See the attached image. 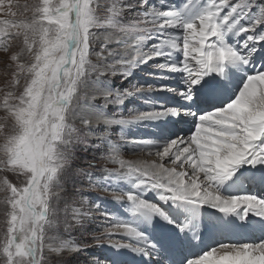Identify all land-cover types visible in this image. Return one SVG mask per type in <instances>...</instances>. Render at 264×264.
<instances>
[{"label":"snow or ice","instance_id":"1","mask_svg":"<svg viewBox=\"0 0 264 264\" xmlns=\"http://www.w3.org/2000/svg\"><path fill=\"white\" fill-rule=\"evenodd\" d=\"M8 8L7 15H17ZM25 10L27 20L0 21V49L21 43L10 57L13 86L24 81L19 94L8 92L0 104L6 113L0 172L19 181L0 176L6 207L0 264H80L78 254L90 245L71 233L88 222L104 225L93 243L108 240L111 264H124L123 250L169 264H264V196L245 190L264 188V58L257 59L264 53V0H164L160 7L150 0H36ZM137 70L160 80L180 74L182 86L141 84L131 79ZM118 75L127 86L114 87ZM157 91L174 93L179 103H161L151 95ZM130 98L146 107L128 108L124 116ZM97 99L102 103H82ZM178 124L189 126L186 136L174 131ZM140 126L158 130L131 141L133 152L157 158L151 162L122 155L126 130ZM93 137L98 143L91 144ZM102 144V158L115 169L95 177L74 167L77 145ZM80 176L89 190L109 192L130 218L112 214L98 199L92 206L104 219L74 207L63 238L59 203L67 205L69 195L89 203L77 186ZM239 230L262 238L205 241V233ZM114 234L126 239L113 240Z\"/></svg>","mask_w":264,"mask_h":264},{"label":"rangeland","instance_id":"2","mask_svg":"<svg viewBox=\"0 0 264 264\" xmlns=\"http://www.w3.org/2000/svg\"><path fill=\"white\" fill-rule=\"evenodd\" d=\"M36 2V0H4V7L0 9V21L3 20H27L31 16V11L30 10H25L26 5H32ZM103 2V0H102ZM164 0H150V3L160 7L163 4ZM182 2V0H180ZM168 5H177L176 0H167ZM8 5H11V11L16 12V16H11L7 15L6 13L9 11ZM226 11V10H225ZM244 37L241 36V39ZM154 41H149V44L153 43ZM21 47V43L19 40H13L11 41V47L9 48V51L5 52L2 49H0V104L3 103V98L8 92L15 91L16 94H19V90L22 89L23 87V79L21 78V84L19 88H15L13 86V74L16 71V66L13 61H11L10 57L12 53L19 51ZM97 48H99V43L96 45ZM264 58V53L260 54L257 56V59H261V57ZM157 60L150 61L149 64H155ZM143 68L148 71V72H158L160 70L149 67V65H144ZM172 75V74H171ZM131 79L138 80L141 84H157V85H163L165 84V80H160L156 79L154 77L148 76L145 74L144 71L137 70L136 74L134 77ZM176 79L177 83L171 85V88L177 89L182 86V81L180 79V74H176ZM172 80V79H170ZM114 87L116 88H122L124 86H127L128 81L124 82V85H121V78L120 76H116L111 78L110 81ZM168 83L170 81L167 80ZM153 97H156L159 99V101L165 105H168L167 101L165 100V96H168V92L165 93V96L160 97L159 91L154 92L151 94ZM170 100H173L175 102L172 96L177 97L174 93L169 92ZM173 98V99H172ZM82 103H95V104H101L102 100L97 99L96 101H91V100H85L82 101ZM178 103L176 101L174 104ZM146 106L142 104V102L136 98H130L126 102V108L125 112H127L128 116V108H135V109H144ZM114 106L109 105L108 106V113L112 114L114 112ZM123 113L124 116H126V113ZM6 117V113L3 111L2 108H0V123L4 122V119ZM8 124H11V120H8ZM76 125L77 127L83 128L84 126L79 123V118L76 120ZM95 127V126H94ZM99 127H103V125H100ZM135 130V127H133L130 130H126L125 135L128 137V144L124 147L122 150V155L125 159L127 157L128 161H132L130 157L135 156L138 152H133L131 150V132ZM8 129H5V132H7ZM138 133L144 132V136L142 138H148L152 137L154 134L158 133L157 129L148 127L146 129L139 128L137 129ZM175 132H178L181 136H186L189 132V126L185 124H178L174 128ZM142 134V133H141ZM119 137V129L118 128H113V135L112 139L113 140H118ZM136 139H139L137 137ZM135 140V139H134ZM0 143H3V138L0 137ZM98 141L93 137L91 139V144H96ZM107 151V145L102 144L100 147H91L89 146L87 149H85L84 145H77L75 147V156L76 159L74 161V167L76 168H82L86 172H91L95 177H100L102 176L103 169L108 168V169H115L117 165L110 163L106 159L102 158V155L106 153ZM148 158H153L155 156H149L147 155V152L144 153ZM156 158V157H155ZM87 161H91L94 163V167H89ZM0 176H7L10 181L13 183H19L17 181L16 177L12 173H6V172H0ZM76 183L77 186L81 187L83 189L81 195L86 198L89 203L85 204L82 202L80 196H77L75 200L73 201V198L71 195H69L68 200L69 203L65 205L64 201L62 200L59 205H58V216L60 220V234L63 238H68V233L64 231L63 229V222L65 218L71 219V214H72V209L74 207H79L83 211H91L93 217L97 219V221L104 219L101 218L97 215L98 210L92 206V202L96 201L98 199H102L104 201V206L110 211V208H112L111 203H110V197L111 195L109 192L106 191H92L88 189V181L87 178L84 176H80L76 178ZM68 190L69 193H72L74 191L72 187V183L69 182L68 184ZM246 191L253 192L257 195L264 196V188L260 190V192H257L255 188L253 187L252 184H249L246 186ZM4 193H0V200L3 199ZM123 208V207H122ZM5 212H6V207L4 204L0 203V238H2L3 233L6 229V224H5ZM130 214H125V216L121 217V219H129ZM256 219V218H255ZM104 227V225L99 224V223H92L88 222L85 226V228H76L72 231L71 235L72 237L77 241H86L90 246L86 248L85 251L79 253V262L80 264H111V261L114 258V250L109 246L108 240L102 239L101 244L97 245L93 243L94 236H100L101 235V229ZM115 236V237H114ZM122 236H117V234L113 235V240L114 238L116 240L124 241L126 237ZM220 237V236H218ZM120 258L124 261V264H130L129 259L123 255L120 256Z\"/></svg>","mask_w":264,"mask_h":264},{"label":"bare ground","instance_id":"3","mask_svg":"<svg viewBox=\"0 0 264 264\" xmlns=\"http://www.w3.org/2000/svg\"><path fill=\"white\" fill-rule=\"evenodd\" d=\"M177 2V5H179L180 3V0H176ZM261 57V56H260ZM263 58V57H261ZM173 76V79L172 80H168L170 81V83L167 82V80H165V84L170 86L173 85V84H176L178 81L176 79V74H172ZM164 84V85H165ZM162 85H163V82H162ZM160 93V97H164L165 96V93H167V91H159ZM173 98H176L174 99L175 102L178 101L179 103V98L178 97H175V96H172ZM172 98V99H173ZM170 96H169V92H168V96H165V100L167 101L168 104H174L175 102H173V100H170ZM125 112V111H124ZM126 113V116H127V112ZM141 128L143 129H146L148 127H144V126H140ZM140 127H135V130L133 132H131V139L134 138L136 139L137 137L139 138H142L144 135V132H141V133H138L137 129H139ZM152 128V127H151ZM127 133V132H126ZM128 138V137H127ZM132 139V140H134ZM132 161H138V160H145V161H148V162H151L157 158L153 157V158H148V156H146L145 154H140V153H137L135 156L133 157H130ZM125 159H128L127 157H125ZM169 167H171L172 165H167ZM253 187L255 188V190H257V192H260V190H262L263 188H261L259 186V184H252ZM148 198L149 199H155L154 198V194L153 193H149L148 194ZM110 203H111V206L112 208H110V212L118 217H123L125 216V214H128L124 208H122L121 204L117 203V202H114L113 201V198L112 196L110 197ZM211 211V210H210ZM257 219V218H256ZM255 217H251L250 216V220L255 222ZM120 234H117V236H119ZM122 236V235H120ZM220 235H216L215 237L209 235L208 233H205V241L207 244H212V243H215L221 239L223 240H231V241H240V240H247V241H255V240H258L260 238H262V234L259 232V231H255V232H252L251 230H248V231H244V230H239L236 234H226L224 236H220ZM115 237V236H114ZM123 237V236H122ZM122 237H120L122 239ZM114 240H116L114 238ZM123 256L127 257L129 259V263L130 264H151L152 261H162V264H169V262L167 260H165L164 258L162 257H153L151 258H148V257H145L143 259H141V257L127 251V250H123L122 254Z\"/></svg>","mask_w":264,"mask_h":264}]
</instances>
